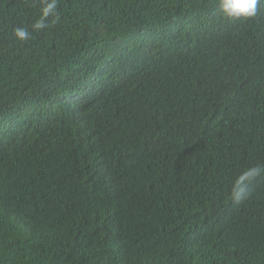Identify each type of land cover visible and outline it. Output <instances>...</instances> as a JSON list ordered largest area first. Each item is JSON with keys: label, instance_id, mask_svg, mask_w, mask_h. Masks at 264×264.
I'll return each mask as SVG.
<instances>
[{"label": "trees", "instance_id": "obj_1", "mask_svg": "<svg viewBox=\"0 0 264 264\" xmlns=\"http://www.w3.org/2000/svg\"><path fill=\"white\" fill-rule=\"evenodd\" d=\"M220 5L221 0H66L56 14L48 0H0V159L35 144L51 151L68 140L70 126L78 128L74 113L86 117L92 125L82 122L71 134L63 159L72 191L84 198L97 190L112 196V187L125 205L107 227L91 233L88 248L96 264H144V250L124 251L143 248L159 235L165 216L143 215L133 185L146 164L170 179H177L180 168L190 177L201 175L212 159L206 143L214 134L219 139L212 153L226 156L223 177L244 186L251 198L235 207L225 203L214 215L234 218L245 211V224L259 232L260 242L237 264H264L256 260L264 259V17L229 19ZM92 85L96 98L89 97ZM171 87L176 100L158 123L167 106L163 93ZM147 100H156L149 127L134 114ZM232 112L239 125L225 117ZM191 115L194 126L187 125ZM110 119L115 134L100 128ZM174 121L187 125L180 144L157 135ZM141 132L156 135L133 137L132 150L129 140ZM152 145L156 152H148ZM15 219L37 227L38 212L26 193ZM124 220L123 235H113L112 227ZM9 230L0 222V253L11 248ZM10 236L16 243V234ZM0 264L15 263L5 258ZM165 264H173V257Z\"/></svg>", "mask_w": 264, "mask_h": 264}, {"label": "clouds", "instance_id": "obj_2", "mask_svg": "<svg viewBox=\"0 0 264 264\" xmlns=\"http://www.w3.org/2000/svg\"><path fill=\"white\" fill-rule=\"evenodd\" d=\"M65 1L48 0L56 14H61L60 5ZM258 2L259 0H221L220 7L229 19L251 16L261 19L264 17V0H260L257 8ZM18 34L25 36L24 31H19ZM95 88L96 86L92 85L89 97L99 96L98 92H93ZM162 98L166 100L167 106L158 114V123L168 117L166 108L171 107L176 100L174 88L165 90ZM92 104L93 101L90 100L87 107L92 108ZM155 111L156 100H147L135 108L134 114L143 119L145 126L149 127L155 124ZM74 115L81 120V123L76 125L78 128L70 126L66 130L68 140L62 138L51 151L44 145L40 147L35 144L33 148L25 149L26 153H22L21 148H15L11 151V158L0 159V222L8 230L12 224H20V228L7 231L11 248L0 253V261L6 258L15 264H80L84 257H88L87 264H96V261L91 259L95 256L88 248L92 231L99 226L107 227V219L115 212H124L125 205L116 197L115 188L109 187L112 196H106L100 190L87 198L73 193L63 168L65 150L72 138L71 134L81 128L82 122L92 125L87 123L86 117L83 119L80 113L76 112ZM191 117L192 122L187 125L194 126L197 119L192 115ZM225 117L229 118V122H236L233 119L237 117L236 113L232 112L230 117ZM187 125L174 121L159 127L157 135H160L164 142L180 144L182 130H186ZM100 126L102 129H111L112 134H115L116 128L112 119ZM208 132L211 133L209 130ZM147 135L156 134L141 132L132 136L129 140L131 149L133 150V137ZM217 139L219 135L214 134L206 143L212 159L201 175L190 177L187 171L180 168L177 179H170L155 166L146 164V170L133 185L134 196L142 203L143 215L160 211L165 216L160 223L162 232L146 241L143 248L131 245L125 253H131L137 248L144 250V264H165L168 256L173 257V264H237L245 258V253L254 243L260 242L259 232L250 222L245 224V211L234 218L223 213L214 215L225 203L235 207L251 199L247 196L244 186L239 187L234 182L231 185L228 179L223 177L227 175L223 170L226 156L219 158L212 153L215 148L214 141ZM148 152H156L154 145L150 146ZM183 190L190 195L183 196ZM21 193L28 195L29 202L38 212L37 227L15 219ZM6 194L7 196L3 197ZM164 203L167 205L166 210H163ZM8 204L11 208L6 212ZM112 228L113 235H118V231L123 235L125 220L118 227ZM13 232L18 237L16 243H13L14 240L10 236ZM256 260L259 263L264 262L262 258Z\"/></svg>", "mask_w": 264, "mask_h": 264}, {"label": "bare ground", "instance_id": "obj_3", "mask_svg": "<svg viewBox=\"0 0 264 264\" xmlns=\"http://www.w3.org/2000/svg\"><path fill=\"white\" fill-rule=\"evenodd\" d=\"M31 179H33V177H30ZM5 196H7V194L6 195H4L3 197H5ZM125 250V249H124ZM134 263V262H133Z\"/></svg>", "mask_w": 264, "mask_h": 264}]
</instances>
